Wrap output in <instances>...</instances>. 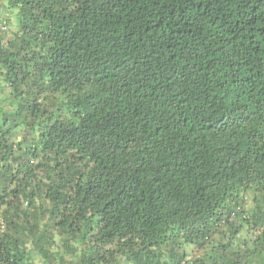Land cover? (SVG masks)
<instances>
[{"label": "trees", "instance_id": "trees-1", "mask_svg": "<svg viewBox=\"0 0 264 264\" xmlns=\"http://www.w3.org/2000/svg\"><path fill=\"white\" fill-rule=\"evenodd\" d=\"M0 264H264V0H0Z\"/></svg>", "mask_w": 264, "mask_h": 264}]
</instances>
